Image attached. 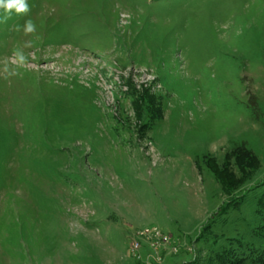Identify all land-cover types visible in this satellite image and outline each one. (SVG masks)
<instances>
[{"label":"rangeland","instance_id":"rangeland-1","mask_svg":"<svg viewBox=\"0 0 264 264\" xmlns=\"http://www.w3.org/2000/svg\"><path fill=\"white\" fill-rule=\"evenodd\" d=\"M27 2L0 23V69L29 58L0 73V264H264V0ZM146 228L177 252L132 257Z\"/></svg>","mask_w":264,"mask_h":264},{"label":"clouds","instance_id":"clouds-1","mask_svg":"<svg viewBox=\"0 0 264 264\" xmlns=\"http://www.w3.org/2000/svg\"><path fill=\"white\" fill-rule=\"evenodd\" d=\"M30 6L27 0H0V23H6L13 15L17 17L26 16L30 12ZM16 32H22L24 36H31L37 32V25L31 19H26L23 25H14ZM32 41L25 42L24 47H31ZM29 64L28 55L25 54L23 48L16 47L12 49L11 55L6 59L0 73L4 75L5 79L14 76H19L21 73L19 69L27 67Z\"/></svg>","mask_w":264,"mask_h":264},{"label":"built area","instance_id":"built-area-1","mask_svg":"<svg viewBox=\"0 0 264 264\" xmlns=\"http://www.w3.org/2000/svg\"><path fill=\"white\" fill-rule=\"evenodd\" d=\"M137 238L129 246V254L137 257L143 245L147 246L150 254L157 257L162 251L169 250L177 252V246H172V238L170 235L161 232L157 228H146L137 232ZM154 257V258H155Z\"/></svg>","mask_w":264,"mask_h":264},{"label":"trees","instance_id":"trees-1","mask_svg":"<svg viewBox=\"0 0 264 264\" xmlns=\"http://www.w3.org/2000/svg\"><path fill=\"white\" fill-rule=\"evenodd\" d=\"M248 164H250V163H248ZM207 166L209 167V169L211 170V172L213 171V168L211 167V165H210V163H208L207 162ZM241 166V168H242V171H240V174H242L241 175V177L242 176H244V173L245 172H247V168L245 167V165H240ZM213 175H214V177H216V178H218L219 179V177L217 176V174L215 175L214 173H213ZM227 177V176H226ZM221 178V177H220ZM250 178V177H249ZM225 182H224V185H226V188H227V184H229V178L227 179V178H225V180H224ZM223 185V184H222Z\"/></svg>","mask_w":264,"mask_h":264}]
</instances>
